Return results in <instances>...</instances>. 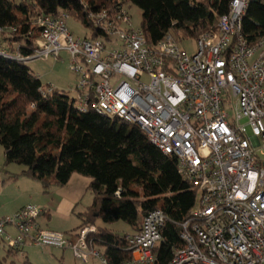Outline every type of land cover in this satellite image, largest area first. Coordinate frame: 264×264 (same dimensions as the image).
I'll return each instance as SVG.
<instances>
[{
	"label": "built area",
	"instance_id": "2783aa9c",
	"mask_svg": "<svg viewBox=\"0 0 264 264\" xmlns=\"http://www.w3.org/2000/svg\"><path fill=\"white\" fill-rule=\"evenodd\" d=\"M248 5L231 0L228 12L194 37L168 32L153 46L133 27L126 5L88 11V35L81 38L69 31L67 14L40 16L34 54L21 59L66 53L77 78V111L135 126L177 159L197 199L181 225L185 246L169 264H264V36L255 42L243 36ZM189 40L193 54L183 47ZM45 213L29 204L0 217V244L12 252L28 245L67 249L83 263L107 264L88 241L95 227L72 239L41 228ZM166 221L161 211L151 212L126 235L128 264L155 263Z\"/></svg>",
	"mask_w": 264,
	"mask_h": 264
},
{
	"label": "trees",
	"instance_id": "16d2710c",
	"mask_svg": "<svg viewBox=\"0 0 264 264\" xmlns=\"http://www.w3.org/2000/svg\"><path fill=\"white\" fill-rule=\"evenodd\" d=\"M230 1L0 0V146L5 164L23 167L22 175L45 190L65 187L73 174L89 178L93 201L78 215L81 224L71 237L95 227L88 241L107 264H128L132 255L127 234L97 227L98 221L123 222L136 232L146 215L161 211L167 221L154 264H169L174 251L185 246L181 225L190 218L197 193L178 174L177 159L164 155L139 128L93 111L81 113L74 97L57 89L43 95L48 86L21 60L34 54L40 35L36 19L65 13L88 29V11L134 6L141 12L146 42L153 46L168 32L194 37L226 14ZM242 34L250 42L264 36V0H249Z\"/></svg>",
	"mask_w": 264,
	"mask_h": 264
},
{
	"label": "crops",
	"instance_id": "0c3cea01",
	"mask_svg": "<svg viewBox=\"0 0 264 264\" xmlns=\"http://www.w3.org/2000/svg\"><path fill=\"white\" fill-rule=\"evenodd\" d=\"M23 172L21 166L5 164L3 149H0V217H10L24 206L34 205L46 211L38 219L41 228L70 235L81 224L78 215L92 204L93 197L88 191L91 180L73 174L65 187L45 190L39 182L22 175ZM123 233L130 235L135 231L129 228Z\"/></svg>",
	"mask_w": 264,
	"mask_h": 264
},
{
	"label": "rangeland",
	"instance_id": "374dc122",
	"mask_svg": "<svg viewBox=\"0 0 264 264\" xmlns=\"http://www.w3.org/2000/svg\"><path fill=\"white\" fill-rule=\"evenodd\" d=\"M129 14L132 18L134 28H140L141 12L134 6L129 7ZM68 29L75 38H81L88 35V31L79 23L69 20ZM188 54L195 51V41L189 40L183 45ZM69 56L66 53L54 59H32L27 62V66L32 73L38 77L43 86H52L58 91L64 92L69 98L75 96L74 89L77 78L69 70ZM250 132V131H249ZM0 149L2 147L0 146ZM101 228H106L117 234H123L129 230V226L123 222L104 225L101 221L97 222ZM96 225V226H97ZM71 226V225H69ZM98 227V226H97ZM74 235V232H70ZM0 263L2 264H84L76 259L70 250H57L53 248H42L35 245L24 247L23 252H17L12 255L7 249L0 244ZM88 264H98L95 259L88 260Z\"/></svg>",
	"mask_w": 264,
	"mask_h": 264
}]
</instances>
